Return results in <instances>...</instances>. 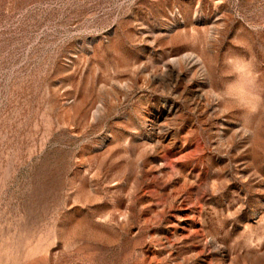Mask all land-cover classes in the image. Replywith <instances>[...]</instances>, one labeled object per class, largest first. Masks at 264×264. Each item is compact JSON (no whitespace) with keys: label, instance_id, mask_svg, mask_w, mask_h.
<instances>
[{"label":"rangeland","instance_id":"obj_1","mask_svg":"<svg viewBox=\"0 0 264 264\" xmlns=\"http://www.w3.org/2000/svg\"><path fill=\"white\" fill-rule=\"evenodd\" d=\"M0 264H264V0H0Z\"/></svg>","mask_w":264,"mask_h":264}]
</instances>
